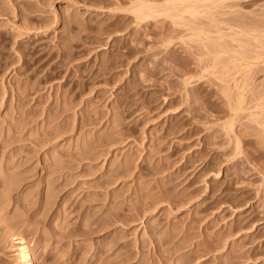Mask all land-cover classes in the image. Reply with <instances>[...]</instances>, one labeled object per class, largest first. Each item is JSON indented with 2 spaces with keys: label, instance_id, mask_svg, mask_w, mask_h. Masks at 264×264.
Segmentation results:
<instances>
[{
  "label": "rangeland",
  "instance_id": "obj_1",
  "mask_svg": "<svg viewBox=\"0 0 264 264\" xmlns=\"http://www.w3.org/2000/svg\"><path fill=\"white\" fill-rule=\"evenodd\" d=\"M166 1L0 0V264H264V0Z\"/></svg>",
  "mask_w": 264,
  "mask_h": 264
},
{
  "label": "bare ground",
  "instance_id": "obj_2",
  "mask_svg": "<svg viewBox=\"0 0 264 264\" xmlns=\"http://www.w3.org/2000/svg\"><path fill=\"white\" fill-rule=\"evenodd\" d=\"M207 1H209V0H167L166 2L170 5V4H172V6L173 5H179L181 8H178V10L180 9V11H181V9L183 10V11H185L184 12V14L186 13H189L191 16H194L195 17V15L197 14V13H199L200 11L197 9V4L199 5V3L201 4H205ZM211 1V0H210ZM221 1V0H220ZM227 1V0H226ZM165 2V3H166ZM166 3V4H167ZM208 3V2H207ZM145 4V3H144ZM139 5V7L137 8V10H135L136 11V13L137 12H141V13H143L144 11H152V10H154L155 9V7L153 6V5H150V4H147L146 3V5ZM167 4V5H168ZM201 4V5H202ZM215 4H217V3H215ZM215 4H212V5H214L215 6ZM158 6V5H157ZM160 6V5H159ZM164 6V5H163ZM171 6V7H172ZM200 6V5H199ZM213 6V7H214ZM161 7V6H160ZM167 7H170V6H167ZM177 7V6H176ZM222 7V6H221ZM166 7H164L163 9H165ZM173 8H174V6H173ZM210 8V7H209ZM157 9H158V7H157ZM170 10H172V9H168V8H166L165 9V12H170ZM173 11L174 10H172L171 12L173 13ZM175 11H176V9H175ZM174 11V12H175ZM139 12V13H140ZM152 12H154V11H152ZM169 12L167 13V14H169ZM170 12V13H171ZM176 12H178V11H176ZM211 12V11H210ZM138 13V14H139ZM140 13V14H141ZM146 13V12H145ZM145 13H143V14H145ZM203 13H204V11H203ZM154 14V13H153ZM159 14V13H158ZM163 14H165V13H163ZM174 15H175V13H174ZM198 15V14H197ZM201 15V14H200ZM204 15H206V14H204ZM168 16V15H167ZM197 17V16H196ZM195 17V18H196ZM199 17V16H198ZM180 18V17H179ZM214 18V17H213ZM183 19H184V17H183ZM181 21V20H180ZM187 21V20H186ZM215 24V23H214ZM190 26V25H189ZM195 27V26H194ZM232 28V27H231ZM260 35V34H259ZM195 36V35H194ZM209 36V35H208ZM225 36V35H224ZM210 37V36H209ZM255 37H257V36H255ZM260 37H261V35H260ZM261 38H263L264 39V37H261ZM261 38L259 39V37L258 38H254L257 42H258V44H259V47H260V50H261V53H259L258 54V56L257 57H259V58H256V59H261L260 57H262L263 58V61H264V40H261ZM234 42V41H233ZM257 44V43H256ZM220 45V44H219ZM209 49V48H208ZM245 50V49H244ZM233 51V50H232ZM263 51V52H262ZM257 51H255V53H256ZM260 52V51H259ZM247 53V52H246ZM214 54V53H213ZM248 55V54H247ZM242 57V56H241ZM218 58V57H217ZM243 58V57H242ZM248 59V58H247ZM243 60H245V59H243ZM232 61V60H231ZM236 63V62H235ZM239 64V63H238ZM252 65V64H251ZM254 65V64H253ZM256 65V64H255ZM217 67V66H216ZM230 68V67H229ZM244 68V67H243ZM237 69H238V67H237ZM246 69V68H245ZM247 73V72H246ZM223 76H224V74H223ZM245 76V75H244ZM242 81V80H241ZM223 82V81H222ZM236 83V82H235ZM244 85V84H243ZM243 87V86H242ZM242 91V90H241ZM228 93V92H227ZM242 97V96H241ZM240 103V102H239ZM241 108H242V106H241ZM257 108H258V106H257ZM237 110V109H236ZM241 110V109H240ZM253 115V114H252ZM258 116V115H257ZM254 117V116H253ZM16 240H17V243H16V245H15V252L17 253V261H16V263L15 264H34V262H33V257H32V249L29 247V245H28V243H27V241L23 238V237H16L15 238Z\"/></svg>",
  "mask_w": 264,
  "mask_h": 264
}]
</instances>
